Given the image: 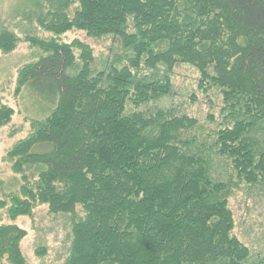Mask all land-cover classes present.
Instances as JSON below:
<instances>
[{"label": "trees", "instance_id": "obj_1", "mask_svg": "<svg viewBox=\"0 0 264 264\" xmlns=\"http://www.w3.org/2000/svg\"><path fill=\"white\" fill-rule=\"evenodd\" d=\"M39 3L37 25L53 38L31 39L44 55L19 84L53 111L9 152L15 172H38L9 216L80 206L65 264H264L229 207L235 190L264 187V0ZM72 31L118 48L97 63L87 44L59 41ZM13 45L0 35V49ZM180 65L199 72V90L220 92L215 129L164 103ZM11 114L0 108V125ZM25 234L0 226V260L26 264Z\"/></svg>", "mask_w": 264, "mask_h": 264}, {"label": "rangeland", "instance_id": "obj_2", "mask_svg": "<svg viewBox=\"0 0 264 264\" xmlns=\"http://www.w3.org/2000/svg\"><path fill=\"white\" fill-rule=\"evenodd\" d=\"M40 1L0 0V35H11L14 39L12 48L0 49V108L12 112L0 125V205H4L0 207V226H16L26 233L19 244L26 264H65L72 243V225L84 217L80 206L74 214H51L47 205L35 206L29 216L11 218L8 214L11 199L21 198L22 187L38 180L34 168L24 167L22 172H15L17 160L9 159V152L32 136L39 129L37 123L44 122L53 111L19 84L20 71L44 55L40 47L30 43L31 39L53 38L37 25ZM73 40L92 48L97 63L110 60L118 48L117 40L112 37L88 38L79 31L59 37L66 44ZM199 78V72L191 66L175 67L170 76L173 98L164 103L180 104L200 124L215 129L221 120L222 96L215 88L199 90ZM208 116H213L215 122L210 123ZM229 207L235 216L236 237L254 254L264 257V187L235 190ZM0 264H9L6 257Z\"/></svg>", "mask_w": 264, "mask_h": 264}]
</instances>
